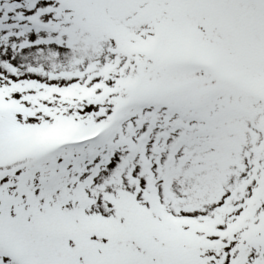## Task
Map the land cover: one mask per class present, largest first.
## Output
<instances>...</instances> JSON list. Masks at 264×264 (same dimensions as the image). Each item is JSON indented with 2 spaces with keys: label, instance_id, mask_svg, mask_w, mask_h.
Wrapping results in <instances>:
<instances>
[{
  "label": "snow or ice",
  "instance_id": "snow-or-ice-1",
  "mask_svg": "<svg viewBox=\"0 0 264 264\" xmlns=\"http://www.w3.org/2000/svg\"><path fill=\"white\" fill-rule=\"evenodd\" d=\"M0 264H264V0H0Z\"/></svg>",
  "mask_w": 264,
  "mask_h": 264
}]
</instances>
